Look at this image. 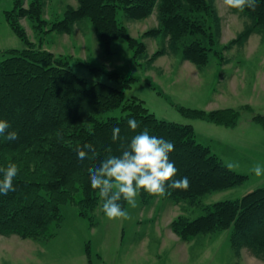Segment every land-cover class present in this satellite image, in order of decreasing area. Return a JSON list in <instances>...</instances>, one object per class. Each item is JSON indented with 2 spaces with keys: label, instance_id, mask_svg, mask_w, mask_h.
<instances>
[{
  "label": "trees",
  "instance_id": "16d2710c",
  "mask_svg": "<svg viewBox=\"0 0 264 264\" xmlns=\"http://www.w3.org/2000/svg\"><path fill=\"white\" fill-rule=\"evenodd\" d=\"M47 1L30 0L26 6L25 0H13V8L5 12L10 27L27 47L0 51V120L8 121L9 130L18 134L14 141L0 138V167L15 163L19 169L13 180L14 190L0 194L1 235L52 238L62 226V205L66 203L75 204L82 217L92 220L102 201L98 190L91 187L88 169L99 166L109 156L121 155L132 137L145 128L150 135L174 144V151L169 154L170 162L177 168L173 179L187 177L190 184L187 190L168 189L164 196L138 190L144 204L164 197L197 207L206 195L246 182V174L229 170L210 146L198 141L192 124L160 119L142 99L127 98L122 89L108 83L97 81L89 85L73 71L68 57L37 47L21 23L23 18L28 19L44 36L51 32L71 33L78 22L88 19L106 52H111L112 41L125 38L134 49V59L139 60L146 53V44L129 34L119 13L128 19H144L157 9L158 25L144 36H162L167 42L151 55L147 65L169 52H181L184 61L203 67L211 54L224 60L219 49L221 18L216 0H77V8L68 7L55 21L44 18ZM242 13L249 21L221 50L243 46L253 33L264 30V0H257L254 11L245 9ZM80 64L90 66L98 75L107 73L128 87L135 80L98 65L82 61ZM177 107L187 116L228 127L235 126L240 117L233 108L206 111ZM117 108L121 109V116H106ZM129 118L138 123L134 131L127 125ZM254 118L264 127V116ZM114 126L121 129L116 141L112 140ZM58 131L63 133V141L57 140ZM77 144H91L98 155L95 159H79ZM120 203L126 208V201ZM201 208L204 213L196 218L181 215L174 219V232L190 240L230 230L235 253L246 249L264 259V184L239 198L219 200Z\"/></svg>",
  "mask_w": 264,
  "mask_h": 264
},
{
  "label": "rangeland",
  "instance_id": "374dc122",
  "mask_svg": "<svg viewBox=\"0 0 264 264\" xmlns=\"http://www.w3.org/2000/svg\"><path fill=\"white\" fill-rule=\"evenodd\" d=\"M29 1L25 0L26 6ZM215 3L221 18L219 41L223 47L238 36L249 20L241 11L227 7L223 0ZM78 5L77 0H48L44 18L55 21L68 7ZM12 8L13 0H0L1 52L27 47L6 20L5 12ZM157 15V9L144 19H128L119 13L129 34L146 44V53L139 60L134 59V49L125 38L112 41L111 52H106L88 19L78 22L71 33L51 32L44 36L28 19L23 18L21 23L37 47L68 57L70 67L89 85L97 81L108 83L122 89L127 98L142 99L160 119L192 124L200 143L210 146L226 164L238 165L232 169L246 174L248 179L241 186L206 195L197 207L164 197L144 204L138 191L136 206L127 204L125 208L130 219L107 218L101 203L90 220L79 214L75 204H63L64 221L52 238L34 240L0 234V264H264V259L246 249L235 253L230 230L184 240L171 226L178 216L196 218L204 213L202 206L239 198L264 184V174L256 176L250 171L256 164L264 167V127L254 120L257 115L264 116V30L253 33L243 46L235 45L230 50L219 47L224 60L211 54L203 67L184 61L181 52H169L147 65L151 55L167 42L162 36H144L158 25ZM80 61L135 80L128 87L107 73L98 75ZM177 106L206 111L233 108L240 117L235 126L228 127L187 116ZM121 115L120 108L106 113Z\"/></svg>",
  "mask_w": 264,
  "mask_h": 264
},
{
  "label": "clouds",
  "instance_id": "9594fccd",
  "mask_svg": "<svg viewBox=\"0 0 264 264\" xmlns=\"http://www.w3.org/2000/svg\"><path fill=\"white\" fill-rule=\"evenodd\" d=\"M229 8L244 11L255 10L257 0H223ZM127 125L131 130H136L138 123L135 118H129ZM11 125L6 120H0V138L8 141L18 139L14 130H9ZM120 127L112 129V140L120 137ZM58 141H63V133L56 132ZM78 158L95 159L98 155L91 144L83 146L77 144L75 147ZM174 151V144L163 137L150 135L147 128L132 137L128 149L119 156H109L101 161L99 166L88 169L91 187L98 190L102 201L101 211L109 219H130L127 209L120 203L126 201L132 207L136 206L138 190L156 195L164 196L168 189L187 190L189 180L187 177L173 179L177 174V168L169 160V154ZM91 153V155H89ZM229 170L238 166L234 163L225 165ZM256 176L264 174V167L259 164L250 169ZM17 164L8 163L0 167V194L6 195L13 191V180L18 175Z\"/></svg>",
  "mask_w": 264,
  "mask_h": 264
}]
</instances>
